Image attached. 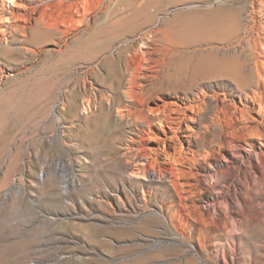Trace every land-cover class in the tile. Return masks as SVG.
<instances>
[{"label": "rangeland", "instance_id": "374dc122", "mask_svg": "<svg viewBox=\"0 0 264 264\" xmlns=\"http://www.w3.org/2000/svg\"><path fill=\"white\" fill-rule=\"evenodd\" d=\"M82 1L0 0V264H264V0L155 3L125 30L129 10L101 0L65 39L30 41ZM224 11L231 36L169 49ZM184 50L240 79L170 82Z\"/></svg>", "mask_w": 264, "mask_h": 264}, {"label": "bare ground", "instance_id": "6f19581e", "mask_svg": "<svg viewBox=\"0 0 264 264\" xmlns=\"http://www.w3.org/2000/svg\"><path fill=\"white\" fill-rule=\"evenodd\" d=\"M6 1L13 2L12 5H15L18 8H23L25 10L26 9L29 10V8H32V7H35L38 5H44L47 2V0H6ZM171 1H173V0H144V2L142 4L138 5L136 2L131 1V0H121V4H123V6L129 10V12L127 15L119 18V19H121V21H119L118 24L113 23L115 25L112 24L111 28L116 27L117 30L119 28H122L125 30L127 24L135 23L140 18L148 15V9L152 4H155V3L159 4L160 2L164 3V2H171ZM100 2H101V0H83L81 5H76V6L74 5L73 8H70V10H72L71 11L72 14L70 16H68V15L64 16L63 15V17L59 18V20L57 19L59 21L57 30L50 27V25L51 26H57L56 23H55V25L54 24L49 25L46 23L42 24V22L38 21V23L36 24V26L34 28L35 37L31 38L30 41L34 44L42 43V42L45 43V42H48L51 40H55L58 33H61L60 35L63 37V39H65V37H67L70 34L73 26H76L79 24L82 25L83 23H85L84 21H86L88 15L93 14V12L98 8ZM33 9L35 10V8H33ZM11 10H12L11 14L15 15L16 11H14L13 8ZM80 10L84 14L83 15L84 18H82V19H80L79 17L76 18L74 15V14H76L75 12H79ZM44 12H42V14ZM44 15H45V13H44ZM19 19H20V17H19ZM22 19H23V21H26L25 19H27V18L24 17ZM240 28H241V23L239 21L238 15L236 13L231 14V13H228L226 11H224L223 13H216V14L212 13L206 19H203L201 21L193 22L190 25H182L180 27L172 28V30L168 33V38H165V41H166V44L168 45L169 49L173 48V47H175V48L176 47L188 48L190 45H193L197 42H205V41L210 42V41L215 40V39H219V40L220 39L221 40L226 39L229 36H231L232 32L237 31ZM3 30H4V28L3 29L0 28V31H3ZM190 35L194 36L195 38H189L188 36H190ZM214 52L212 51V53H208V54L206 53V55L205 54L202 55L203 54L202 52H201L202 54H198L199 53L198 50L191 51V52H189V51L186 52L184 50V51H182V53L180 51H174L173 60L171 61L172 65H173V69H172V72H170L169 77H168L170 82L177 84L180 80H182L186 76H189L188 74H190L192 82H194L197 79H206V78H213V77L226 76V75L233 77L235 80H239L240 79L239 74H241L239 72H240V70H242L241 67H242L243 63L241 64V62H238L234 59H226L228 57L220 58L221 56L218 57V56L214 55ZM180 53L182 55V58L177 59V56H180ZM187 53H191L193 55H185ZM135 54H137V53H135ZM124 56H122V57L124 58ZM125 58H127V57H125ZM128 64H129V66H131L133 68V72L130 70L129 71L130 75H129V73H127L129 75V78H128L129 88H128L127 92L126 91L125 92H126L127 97L132 100L135 96V93L133 92L134 90L132 91V89H133V87H135V84L137 85L136 77H138L139 74L141 73L140 72L138 74L137 72H139V70H137V69L141 68L142 63H141V60L140 61L138 60L137 63L135 64L136 66L133 64V62H131V63L129 62ZM134 69H136V71H137L136 73L138 74V76H136ZM121 75L123 77V74H119L120 78H121ZM136 87H138V86H136ZM137 97L138 96H136L135 98H137ZM145 155L146 154H144V156ZM148 156H150V155H148ZM150 159H151V157H150ZM147 160H148V158H147ZM147 160H146V162H147ZM149 161H151V160H149ZM148 163L149 162H147V164ZM149 164H151V162ZM140 167H142V166L140 165ZM143 167H142V169H143ZM142 169H141V171H142ZM141 175H143V174H141Z\"/></svg>", "mask_w": 264, "mask_h": 264}]
</instances>
